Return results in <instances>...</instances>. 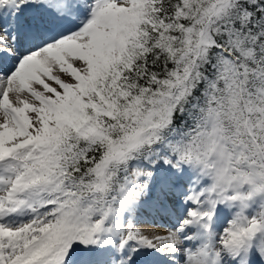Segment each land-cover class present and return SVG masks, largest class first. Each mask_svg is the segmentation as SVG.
I'll use <instances>...</instances> for the list:
<instances>
[{
  "label": "snow or ice",
  "instance_id": "6c2138e0",
  "mask_svg": "<svg viewBox=\"0 0 264 264\" xmlns=\"http://www.w3.org/2000/svg\"><path fill=\"white\" fill-rule=\"evenodd\" d=\"M0 264H264V0H0Z\"/></svg>",
  "mask_w": 264,
  "mask_h": 264
}]
</instances>
